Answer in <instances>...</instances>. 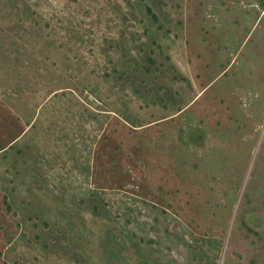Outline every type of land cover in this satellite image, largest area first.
Segmentation results:
<instances>
[{
	"label": "rangeland",
	"instance_id": "374dc122",
	"mask_svg": "<svg viewBox=\"0 0 264 264\" xmlns=\"http://www.w3.org/2000/svg\"><path fill=\"white\" fill-rule=\"evenodd\" d=\"M0 264H264V0H0Z\"/></svg>",
	"mask_w": 264,
	"mask_h": 264
},
{
	"label": "crops",
	"instance_id": "0c3cea01",
	"mask_svg": "<svg viewBox=\"0 0 264 264\" xmlns=\"http://www.w3.org/2000/svg\"><path fill=\"white\" fill-rule=\"evenodd\" d=\"M204 90V88L200 89L198 92V95Z\"/></svg>",
	"mask_w": 264,
	"mask_h": 264
}]
</instances>
